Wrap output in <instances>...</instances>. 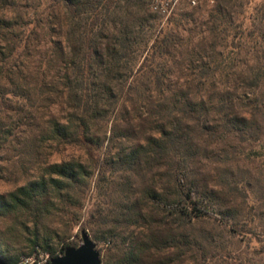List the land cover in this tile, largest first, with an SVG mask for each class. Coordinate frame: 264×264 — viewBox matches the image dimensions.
Returning a JSON list of instances; mask_svg holds the SVG:
<instances>
[{"label": "rangeland", "instance_id": "374dc122", "mask_svg": "<svg viewBox=\"0 0 264 264\" xmlns=\"http://www.w3.org/2000/svg\"><path fill=\"white\" fill-rule=\"evenodd\" d=\"M149 1L116 0L115 6L102 14L95 36L101 53L106 55L111 48L120 51L121 58L112 63L116 68L114 94L103 107L109 115L92 130L99 141L94 157L82 145L52 140L49 129L55 116L66 117L73 106L65 90L66 76H72L81 66L80 36L89 15L74 20L65 8L52 7L50 0H19L15 8L6 9L7 16L18 22L13 39L19 47L6 49L4 43L0 50V196L39 180L52 164L79 163L89 177L82 189L71 192L75 207L51 198L47 209L39 214L0 212V259L49 260L43 252H31L36 228L58 254L64 245L79 247L81 234L86 232L97 245L102 264H120L131 239L139 233L148 243L151 224L159 211L150 210L144 203L145 221L137 227H127L124 215L131 202L142 197V176L146 181L156 176L159 182L163 169L157 171L155 167L149 172L142 168L132 173L110 164V159L132 143H143L153 132L155 118H150V99L144 94L150 89L148 85H153L145 77L151 69L175 65L167 58L150 56L149 61L143 60L161 30L176 35L179 16L191 12L182 0L169 16L160 19L150 11ZM251 1L252 8L262 4L260 0ZM204 2L207 5L202 15L213 6L212 0H201V4ZM250 12L247 9V16ZM95 70L99 71L98 65ZM157 96L153 93L152 100L157 102ZM228 137L220 136V141L206 137L202 147L207 151L198 155L193 152L190 168L209 188L221 184L229 208L239 216L238 231L208 218L193 220L186 231L190 244L184 261H178L179 250H171L163 254L162 264H173L169 261L175 259L174 264H264V137L259 141ZM111 232L117 239L110 244Z\"/></svg>", "mask_w": 264, "mask_h": 264}, {"label": "trees", "instance_id": "16d2710c", "mask_svg": "<svg viewBox=\"0 0 264 264\" xmlns=\"http://www.w3.org/2000/svg\"><path fill=\"white\" fill-rule=\"evenodd\" d=\"M18 1L0 0V50L4 43L6 49L19 47V42L13 39L18 22L5 12L15 8ZM212 1L213 6L205 15L201 12L206 2L181 14L175 24L176 35L161 30L143 60L149 61L150 56L167 58L175 66L151 69L145 77L153 85H148L150 89L144 92L150 99V118H155L153 132L143 143L137 141L123 148L110 159V164L132 173L142 168L149 172L155 167L157 171L163 169L159 182L156 176L147 181L142 176L145 180L142 197L131 202L124 217L127 227L143 223L144 203L150 210H158L159 215L151 224L148 243L143 241L142 234H137L120 264H162L163 254L168 255L171 250L180 251L178 261L182 263L190 244L187 227L193 220L208 218L238 231L239 216L229 208L221 184L209 188L197 180L190 162L195 156L193 152L198 155L207 151L202 147L206 137L215 141H220L217 140L220 136H239L242 141L246 138L259 141L264 137V0L253 8L251 0ZM116 3V0H50L52 7L65 8L74 20L89 15L80 36L81 66L72 76H66L65 90L73 106L66 117L53 118L50 136L62 144L82 145L92 157L99 150L98 138L92 130L109 115L103 107L114 94L112 80L116 68L112 63L121 58V52L111 48L106 55L101 53L95 36L103 12H109ZM247 9H251L248 16ZM247 22L251 25L247 26ZM61 30L59 25L60 33ZM123 47L128 44L123 43ZM96 65L99 71L95 70ZM101 65L106 66L103 69ZM155 92L157 102L152 100ZM88 175L79 163L52 164L39 180L0 196V212L39 214L47 209L51 198L75 207L71 192L82 189ZM116 239L115 232H111L109 243ZM71 247L78 246L64 245L59 254L55 253L49 240L41 238L38 228L32 232L33 255L43 252L51 261ZM176 260L169 262L174 264ZM19 261L20 258H15L4 262L19 264Z\"/></svg>", "mask_w": 264, "mask_h": 264}, {"label": "water", "instance_id": "95a60500", "mask_svg": "<svg viewBox=\"0 0 264 264\" xmlns=\"http://www.w3.org/2000/svg\"><path fill=\"white\" fill-rule=\"evenodd\" d=\"M82 244L68 248L62 256L52 259L48 264H102L97 245L86 232L81 234ZM0 264H8L0 259Z\"/></svg>", "mask_w": 264, "mask_h": 264}, {"label": "built area", "instance_id": "2783aa9c", "mask_svg": "<svg viewBox=\"0 0 264 264\" xmlns=\"http://www.w3.org/2000/svg\"><path fill=\"white\" fill-rule=\"evenodd\" d=\"M182 0H150V9L152 13L157 14L162 19L169 16L175 7L180 3ZM185 1L190 7H197L201 4V0H183ZM49 260L39 259L35 257L23 258L19 264H48Z\"/></svg>", "mask_w": 264, "mask_h": 264}]
</instances>
